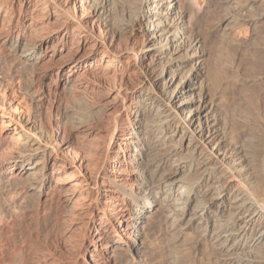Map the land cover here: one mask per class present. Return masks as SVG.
Here are the masks:
<instances>
[{
  "label": "bare ground",
  "instance_id": "6f19581e",
  "mask_svg": "<svg viewBox=\"0 0 264 264\" xmlns=\"http://www.w3.org/2000/svg\"><path fill=\"white\" fill-rule=\"evenodd\" d=\"M199 9L0 0V264H134L152 223L177 242L193 230L225 264L261 263L264 101L245 92L264 67L208 68L195 26L264 52V0Z\"/></svg>",
  "mask_w": 264,
  "mask_h": 264
},
{
  "label": "rangeland",
  "instance_id": "374dc122",
  "mask_svg": "<svg viewBox=\"0 0 264 264\" xmlns=\"http://www.w3.org/2000/svg\"><path fill=\"white\" fill-rule=\"evenodd\" d=\"M197 7L200 11V15L204 16L208 12L210 15H213L215 11H217V5L223 4L225 0H196ZM218 2V3H217ZM210 10V11H209ZM202 13V14H201ZM208 13V14H209ZM198 22L195 26V32L201 35L204 39V43L202 45V51L205 54V62L207 63V67H211V64L214 61L223 60L228 64V74H230V65L238 64V72H231L236 79L241 75L251 74L252 72H257L264 67V52H254L251 50H247L246 47H241L238 49L237 47L227 46L226 40L221 36L220 32L214 31L210 23H207L208 18ZM206 21V22H205ZM210 26V27H209ZM240 27V38L239 42L241 46H244L248 43L247 36L248 29L246 27ZM247 32V33H246ZM219 33V34H218ZM223 38V39H222ZM255 43L257 42L260 45H264V40H260L259 37L255 38ZM229 43V42H228ZM251 43V42H250ZM254 43V42H253ZM250 46H254L253 44H249ZM239 46V45H237ZM231 48V49H230ZM251 51V52H250ZM255 59V60H254ZM253 86H249L247 92H245L246 97H260V100L264 101V85L262 83L252 84ZM239 87V86H237ZM236 91V95H237ZM259 96H258V95ZM242 97H244L242 95ZM264 141L258 148V171L259 172V181L264 186ZM260 149H263L262 152ZM260 152V153H259ZM263 163V164H262ZM260 167V168H259ZM19 173V169L15 170V174ZM262 173V174H261ZM261 175V176H260ZM261 177V178H260ZM29 199L31 204L34 203L35 200ZM33 202V203H32ZM148 233H146L144 237L145 241V255L144 259H141L136 264H225L219 257H217L210 248L208 247H199L195 242V233L192 231H185V234L179 239V243L175 240V236H173L172 240L165 235L163 228L158 224H150L148 226ZM184 237V240H183ZM169 240H168V239ZM174 242V243H173ZM176 243V244H175ZM178 243V244H177ZM203 250V251H202ZM261 254V263L264 264V251ZM1 255V251H0ZM177 255V257H176ZM217 257V258H216ZM263 257V258H262ZM134 263V264H135ZM258 263V264H259Z\"/></svg>",
  "mask_w": 264,
  "mask_h": 264
}]
</instances>
